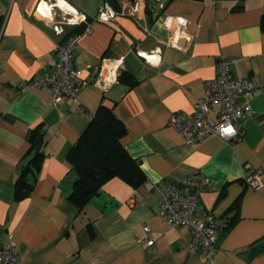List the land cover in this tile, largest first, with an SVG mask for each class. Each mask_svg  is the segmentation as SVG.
<instances>
[{
    "label": "crops",
    "instance_id": "0c3cea01",
    "mask_svg": "<svg viewBox=\"0 0 264 264\" xmlns=\"http://www.w3.org/2000/svg\"><path fill=\"white\" fill-rule=\"evenodd\" d=\"M38 1L0 0V244L11 233L22 264H264V249L252 254L253 246L264 248V0H119L109 22L94 20L105 0H66L92 19L78 32L74 53L83 83L75 98L56 104L48 87L17 86L52 71L56 42L67 38L45 25ZM238 4L242 8L234 9ZM178 16L186 19L182 27ZM220 56L233 59L235 77H259L249 98L252 112L240 120L234 143L210 135L185 144L169 118L190 113L205 96L203 80L215 76ZM122 70L131 74V85L118 80ZM100 103L124 123L121 142L146 181L134 188L113 177L80 212L68 199L76 173L66 155ZM39 125L45 155L33 191L17 201L14 183L27 158L28 134ZM257 168L262 182L252 190L245 176ZM195 169L209 178L201 199L219 222L209 258L188 251L187 227L162 221L161 195L151 187Z\"/></svg>",
    "mask_w": 264,
    "mask_h": 264
},
{
    "label": "built area",
    "instance_id": "2783aa9c",
    "mask_svg": "<svg viewBox=\"0 0 264 264\" xmlns=\"http://www.w3.org/2000/svg\"><path fill=\"white\" fill-rule=\"evenodd\" d=\"M65 2L68 6L60 4L59 0H39L35 10L46 20L45 25L50 27L56 36L64 34L66 27L81 22L87 24L85 30H88L90 25L88 15ZM42 11H46V14ZM136 12L137 7L134 4L130 13L135 15ZM117 13L118 11L105 0L98 8L94 20L109 22ZM174 19L180 27L186 23L182 16ZM172 21V18L169 19V22ZM77 38L78 34H72L65 40L56 42L58 58L52 71L35 74L29 80L18 82L17 86L23 89L48 87L53 104L63 97L75 98L83 83L80 81L81 69L74 60ZM139 55L148 60L143 54ZM148 56L159 58L153 54ZM232 62V58L220 56L215 76L203 80L205 96L193 104L190 113L177 111L171 114L169 125L175 129L185 144L201 142L210 135L219 136L230 143L241 138L240 120L252 112L249 98L260 87L261 81L256 74L235 77L230 68ZM262 174V168L254 169L247 174L245 176L247 187L252 190L258 189L261 186ZM208 183V176L200 169H195L177 181L159 180L151 184V187L161 195L162 221L172 227H187L191 232L188 251L192 254L202 251L209 258L216 247L219 222L201 199V190ZM144 230L148 233L149 227L145 225ZM144 239L148 244L153 243L148 235ZM0 264H22L19 261L18 245L11 233L0 244Z\"/></svg>",
    "mask_w": 264,
    "mask_h": 264
},
{
    "label": "trees",
    "instance_id": "16d2710c",
    "mask_svg": "<svg viewBox=\"0 0 264 264\" xmlns=\"http://www.w3.org/2000/svg\"><path fill=\"white\" fill-rule=\"evenodd\" d=\"M115 10H119V0H106ZM201 1V0H195ZM243 1V0H238ZM238 4L234 9H241ZM91 20L92 18L88 16ZM2 18L0 17V28ZM86 25L81 22L70 26L64 33V38L85 30ZM260 25L264 29V13L260 17ZM131 74L120 71L118 80L132 84ZM41 126L32 129L28 134L30 142L26 153V160L21 164L19 174L14 183L15 199L20 201L33 191L37 175L44 158L45 138ZM126 133L124 123L116 117L113 108L100 103L92 115L88 125L70 146L66 158L76 178L72 183L68 199L81 212L92 197L97 195L102 185L113 177H119L134 188H138L146 181V175L139 162L125 149L121 138ZM237 199L231 208L237 207ZM231 208L228 210L230 211ZM236 220V213L225 219V228H229ZM262 246H253L252 254L263 250Z\"/></svg>",
    "mask_w": 264,
    "mask_h": 264
},
{
    "label": "bare ground",
    "instance_id": "6f19581e",
    "mask_svg": "<svg viewBox=\"0 0 264 264\" xmlns=\"http://www.w3.org/2000/svg\"><path fill=\"white\" fill-rule=\"evenodd\" d=\"M66 0H59V2H60V4H62V5H66L67 3L65 2ZM44 3V2H43ZM66 6H68V5H66ZM43 10V9H42ZM42 12H44L45 14H46V11H42ZM148 57H150V56H148Z\"/></svg>",
    "mask_w": 264,
    "mask_h": 264
},
{
    "label": "water",
    "instance_id": "95a60500",
    "mask_svg": "<svg viewBox=\"0 0 264 264\" xmlns=\"http://www.w3.org/2000/svg\"><path fill=\"white\" fill-rule=\"evenodd\" d=\"M67 9H69V7H67Z\"/></svg>",
    "mask_w": 264,
    "mask_h": 264
}]
</instances>
